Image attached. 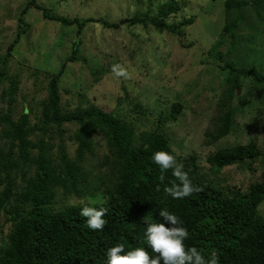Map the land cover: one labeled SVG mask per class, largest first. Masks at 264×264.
<instances>
[{"label": "trees", "instance_id": "trees-1", "mask_svg": "<svg viewBox=\"0 0 264 264\" xmlns=\"http://www.w3.org/2000/svg\"><path fill=\"white\" fill-rule=\"evenodd\" d=\"M179 3L166 0L157 5L155 14L150 10L136 12L120 23L102 17H69L45 7L41 10L46 19L77 25L71 55L66 58L74 61L86 23L98 22L106 28L150 24L159 31L179 34L180 28L195 18L170 23L168 18L179 10ZM29 5L38 7L34 0L25 8ZM224 15L213 52V59L225 73L217 101L221 112L215 114L212 131H205L207 143L234 131L236 112L247 103L251 111L264 113V0H225ZM19 21L26 24L21 18ZM16 41L14 38L7 52L0 54V79ZM224 45L225 52L221 49ZM238 52L242 59L235 56ZM64 69L63 64L57 73L45 71L51 74L47 94L39 102L34 121L27 109L16 113L18 79L10 78L5 90L9 98L5 112L0 113V264H107L108 249L118 243L124 244L125 253L144 247L155 257L147 244L146 230L150 223H165L159 215L162 209L180 218L181 226L189 231L186 246L196 247L206 260L215 251L219 264H264V217L258 210L264 200V180L245 189L229 185L223 190L199 170L195 154L173 152L172 142L162 129L136 132L132 121L95 104L63 110L59 81ZM246 80L252 89L244 98L238 90ZM234 98L236 106L232 105ZM133 105L141 116L148 114L138 101ZM182 108L176 101L169 111H160L158 127L159 123L177 120ZM66 123L75 126L69 137L74 145L72 154L63 134ZM101 142L105 150L91 164L89 158L95 156V146ZM161 150L176 155L202 191L183 199L167 194L165 187L179 181L171 170L163 173L165 179L160 181L162 173L152 156ZM262 154L255 140L249 139L216 148L205 158L210 168L219 171L246 161L249 165ZM85 205L106 209L107 223L102 230L88 228L87 218L80 215Z\"/></svg>", "mask_w": 264, "mask_h": 264}, {"label": "rangeland", "instance_id": "rangeland-1", "mask_svg": "<svg viewBox=\"0 0 264 264\" xmlns=\"http://www.w3.org/2000/svg\"><path fill=\"white\" fill-rule=\"evenodd\" d=\"M34 1L38 7L25 8L29 0H0V54L7 52L8 45L17 38L5 75L0 79V113L7 107L9 95L5 90L10 78H17L16 113L27 109L34 121V114L40 110L39 102L47 94L50 75L61 71L64 64L59 81L63 110L95 104L132 121L136 132L162 129L172 142V148L181 155L195 154L199 170L223 190L229 185L245 189L255 181L264 180L263 111H251L252 106L247 103L236 112L234 131L213 143H207L205 137V131H212L214 127L215 114L221 112L217 101L225 73H221L217 60L213 59V52L225 21V0H179V10L169 16L168 21L175 23L195 17L191 24L180 28L179 34L159 31L150 24L124 23L119 28H106L98 22H88L80 34V50L74 61L66 58L71 55L77 25L65 26L46 19L41 7L69 17H102L120 23L136 12L150 10L155 14L157 5L166 0ZM221 49L225 52V45ZM235 56L242 59L241 52ZM116 64L128 70L129 79L113 74L112 67ZM243 82L238 92L246 98L252 85L247 80ZM136 101L147 108V115L141 116L134 110ZM176 101L183 105L177 120L159 123L158 127L157 114L169 111ZM232 105H237L236 98ZM63 127L67 129L63 134L72 154L74 145L69 137L75 126L66 123ZM249 139H254L263 150L255 161L249 165L246 161L240 166H226L219 171L210 168L205 158L209 153L219 147L246 143ZM104 150L103 142L95 146V156L90 157L89 162L95 163ZM258 210L264 217V200Z\"/></svg>", "mask_w": 264, "mask_h": 264}, {"label": "clouds", "instance_id": "clouds-1", "mask_svg": "<svg viewBox=\"0 0 264 264\" xmlns=\"http://www.w3.org/2000/svg\"><path fill=\"white\" fill-rule=\"evenodd\" d=\"M112 72L117 78H130V73L122 65L116 64L112 67ZM173 152L176 149L172 150ZM152 159L161 170L159 177L163 182V173L168 170L179 181L173 183L171 187H165L164 191L173 199H183L202 189L193 184L189 173L184 170V166L169 151H156ZM80 215L86 217L87 226L91 230H102L107 223L104 219L106 209L85 205L80 211ZM164 218L165 223H150L147 226V244L151 246L152 252L157 254L150 256L144 247H138L125 253L123 243H118L107 251V264H219V257L215 251L211 253L210 259H205L201 251L196 247H187L185 241L189 238V231L181 226L182 222L178 216L162 209L159 213ZM170 224L171 227L166 226Z\"/></svg>", "mask_w": 264, "mask_h": 264}]
</instances>
